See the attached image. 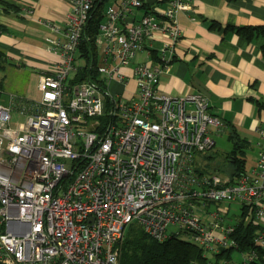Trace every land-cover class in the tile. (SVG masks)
<instances>
[{"label":"built area","instance_id":"1","mask_svg":"<svg viewBox=\"0 0 264 264\" xmlns=\"http://www.w3.org/2000/svg\"><path fill=\"white\" fill-rule=\"evenodd\" d=\"M95 1L71 0L65 25L48 23L57 35L46 47L60 60L40 74L39 98L10 93L0 103V264H120L132 221L155 239L183 233L211 253L236 246L224 208L237 203L247 221L264 218V148L257 143L254 166L240 175L202 172L196 159L225 122L200 92L158 91L180 39L178 13L191 1L110 4L88 62L78 46ZM144 3L135 21L119 23ZM131 61L133 93L110 91L111 81L127 84ZM86 65L95 78L78 79ZM253 239L264 251V228Z\"/></svg>","mask_w":264,"mask_h":264},{"label":"crops","instance_id":"2","mask_svg":"<svg viewBox=\"0 0 264 264\" xmlns=\"http://www.w3.org/2000/svg\"><path fill=\"white\" fill-rule=\"evenodd\" d=\"M116 1L109 0L107 7ZM190 1L191 9L178 13L180 39L173 60L159 74L158 91L170 96L193 92L206 96L209 111L225 122L221 134L227 136L233 131L245 139L244 165L248 171L256 161L257 143L264 148V107L259 108L256 102L264 101V52L261 47L264 32L247 40L225 26H264V0ZM162 6L163 3L156 5L157 8ZM70 8L71 0H0V92L7 94L1 103L7 102L10 93L26 99L36 98L28 92L30 84L36 85V96H40L37 87L40 74L60 60L58 54L46 47V37L57 35L48 23L63 27ZM143 9L146 8L141 6L127 12L119 23L135 21ZM211 20L221 27H213ZM145 57L143 51L138 54L140 60ZM133 64L131 61L123 67L129 75L127 84L111 81L110 91L124 95L133 93L135 82L130 75ZM206 153L198 155L197 168L218 171L213 163L218 156L208 158ZM234 204L237 203H229L224 208L227 222H234L241 211V206L238 204L237 209L232 206ZM258 223L264 226V218H259Z\"/></svg>","mask_w":264,"mask_h":264},{"label":"trees","instance_id":"3","mask_svg":"<svg viewBox=\"0 0 264 264\" xmlns=\"http://www.w3.org/2000/svg\"><path fill=\"white\" fill-rule=\"evenodd\" d=\"M109 0H97L90 8L85 31V37L78 46L79 54H83L90 60L91 55H95L96 48L94 38L97 35L99 24L102 21ZM148 3H144L145 8H149ZM213 27L220 28L221 24L211 20ZM2 25L0 24V27ZM225 28L234 30L247 40L252 39L259 33L264 32L263 25H232L228 24ZM264 52V43L261 44ZM94 66V65H93ZM86 65L78 72V79H84L88 74L95 78L96 70ZM258 107H264V101L256 100ZM232 140V147L221 153L229 165L228 174L240 175L245 169V139L240 138L233 131L227 135ZM207 154V153H206ZM208 158L214 157L212 153L205 155ZM201 170V169H199ZM202 172H209L203 171ZM247 208L241 206V211L235 219L234 230L230 237L236 242V246L221 249L219 252L211 253L203 247L191 242L180 235H171L163 240H158L146 233L136 222L132 221L126 227L123 237L119 242V263L120 264H264V251L254 242V234L257 229L264 228L258 222L247 221L245 218ZM254 252V256L247 262L234 258V251ZM243 258V257H242Z\"/></svg>","mask_w":264,"mask_h":264},{"label":"rangeland","instance_id":"4","mask_svg":"<svg viewBox=\"0 0 264 264\" xmlns=\"http://www.w3.org/2000/svg\"><path fill=\"white\" fill-rule=\"evenodd\" d=\"M70 77V75H69ZM111 88L113 89L114 86L111 85ZM28 92L31 94V95H34L36 98H34L33 100L35 99H38L39 96L37 97L36 95L38 94V91H37V88H36V85H32L30 84L28 86ZM6 92H0V103L4 100L3 98L6 96ZM5 103V102H3ZM12 114L15 118H18V119H21L22 118V115L19 114V112L14 109L12 111ZM213 138L215 140V144L213 145L212 147V150L210 151V153H212L214 155V157H217L215 159H213V163L216 165V168H218V171L221 173V174H225L227 171H228V168H229V165L227 164V162L225 161V159H223L221 156V153L226 151V150H230L231 147H232V142L230 139L227 138L226 134H221V133H215L213 134ZM232 206H235L237 209H238V204H234ZM209 208H215L214 207V203H212V205L209 207ZM239 212V211H238ZM230 214H231V211H230ZM180 236L186 238L187 236H185L183 233L180 234ZM243 255L240 251H234V258L238 261H241Z\"/></svg>","mask_w":264,"mask_h":264}]
</instances>
